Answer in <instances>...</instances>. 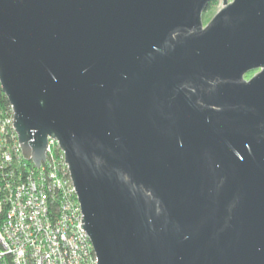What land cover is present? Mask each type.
<instances>
[{"label":"water","instance_id":"1","mask_svg":"<svg viewBox=\"0 0 264 264\" xmlns=\"http://www.w3.org/2000/svg\"><path fill=\"white\" fill-rule=\"evenodd\" d=\"M210 1L0 0L22 153L57 139L97 264H264V0Z\"/></svg>","mask_w":264,"mask_h":264},{"label":"built area","instance_id":"2","mask_svg":"<svg viewBox=\"0 0 264 264\" xmlns=\"http://www.w3.org/2000/svg\"><path fill=\"white\" fill-rule=\"evenodd\" d=\"M38 166L21 151L0 102V264H97L64 152L47 136Z\"/></svg>","mask_w":264,"mask_h":264},{"label":"rangeland","instance_id":"3","mask_svg":"<svg viewBox=\"0 0 264 264\" xmlns=\"http://www.w3.org/2000/svg\"><path fill=\"white\" fill-rule=\"evenodd\" d=\"M222 0H214L212 4L202 12V22L205 24L221 7ZM255 70L247 72L244 76L248 78Z\"/></svg>","mask_w":264,"mask_h":264},{"label":"trees","instance_id":"4","mask_svg":"<svg viewBox=\"0 0 264 264\" xmlns=\"http://www.w3.org/2000/svg\"><path fill=\"white\" fill-rule=\"evenodd\" d=\"M214 0H211L210 3L208 4V7L212 4ZM0 102L5 105L6 107H9V102L5 96V94L2 92L1 87H0Z\"/></svg>","mask_w":264,"mask_h":264},{"label":"bare ground","instance_id":"5","mask_svg":"<svg viewBox=\"0 0 264 264\" xmlns=\"http://www.w3.org/2000/svg\"><path fill=\"white\" fill-rule=\"evenodd\" d=\"M17 137H18V135H17ZM19 141V140H18ZM20 144V143H19ZM21 146V145H20ZM21 151H22V148H21ZM23 154V153H22ZM24 156V155H23ZM25 157V156H24ZM26 158V157H25ZM27 159H29V160H31V161H33L32 159H30V158H27Z\"/></svg>","mask_w":264,"mask_h":264}]
</instances>
